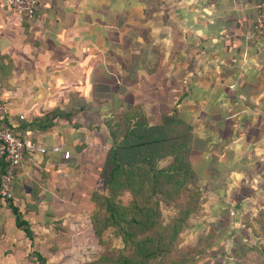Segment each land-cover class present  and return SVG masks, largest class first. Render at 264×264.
<instances>
[{
    "label": "crops",
    "instance_id": "0c3cea01",
    "mask_svg": "<svg viewBox=\"0 0 264 264\" xmlns=\"http://www.w3.org/2000/svg\"><path fill=\"white\" fill-rule=\"evenodd\" d=\"M6 1L0 82L10 124L41 146L62 144L71 153L69 160L27 157L14 184L37 175L56 195L64 175L84 177L98 145L109 148L95 115L104 120L140 103L153 120L151 107L165 93V112L190 126L189 160L214 197L212 210L234 209L232 220L241 221L264 210V33L254 29V0H36L35 15L23 23ZM52 113L73 116H49L45 131L32 127ZM22 122L30 126L20 129ZM13 193L21 210L35 205L31 190ZM18 232L2 201L0 237L16 241Z\"/></svg>",
    "mask_w": 264,
    "mask_h": 264
},
{
    "label": "trees",
    "instance_id": "16d2710c",
    "mask_svg": "<svg viewBox=\"0 0 264 264\" xmlns=\"http://www.w3.org/2000/svg\"><path fill=\"white\" fill-rule=\"evenodd\" d=\"M163 115L159 122H154L140 103L111 112L104 120L95 115L96 127L104 124L110 136L100 180L91 197L94 211L90 223L103 250L96 260L85 264H153L170 254L185 229V223L194 213L189 201L186 206H179L173 222L162 221L160 204L167 206L181 191L192 190L193 199L199 193L196 174L189 160L193 142L190 126L175 112ZM49 116H58L69 122L73 114L52 113L39 123H33L32 127L43 131L50 129L52 122ZM29 126L22 122L18 127ZM11 128L14 135L26 139L15 127ZM6 171L7 165L0 162V181ZM14 180L12 197L0 195V203L3 201L13 211L15 227L32 243L31 224L24 218L27 210L13 204ZM126 195L129 201L124 204L122 198ZM60 220L67 223L71 218L62 217ZM114 240H118L122 247L109 250L108 246ZM33 255L38 260L37 264L45 263V258L37 252ZM172 264L184 262L181 263L175 255Z\"/></svg>",
    "mask_w": 264,
    "mask_h": 264
},
{
    "label": "rangeland",
    "instance_id": "374dc122",
    "mask_svg": "<svg viewBox=\"0 0 264 264\" xmlns=\"http://www.w3.org/2000/svg\"><path fill=\"white\" fill-rule=\"evenodd\" d=\"M165 95L161 93L157 96V104L151 107L155 122L160 121L163 113H166L164 105L168 103V97ZM93 132L101 134L98 129ZM98 148L94 151L96 158L91 162L86 161L90 166L88 171H84L86 175H64L61 189L55 188L58 192L56 195L50 193L47 182L37 178V175H22L16 179L15 190L21 189V193L23 188L24 191L31 190L30 196L35 203L33 208L30 205L26 209L27 214L35 209V213L26 215L33 231V241L31 243L23 232H18L16 241L10 242L8 235L0 237V264H37L34 252L45 258L44 264H85L100 256L103 249L98 245L90 223L94 211L91 197L99 183L106 153L101 146L98 145ZM195 174V187L199 193L194 199L192 190L181 191L167 206L160 204L164 223L173 222L179 206H186L189 201L195 211L185 223V229L175 241L170 254L155 260L153 264H172L175 255L184 264H264V210L244 212L242 221L240 217L239 220H232L233 216L229 213H235L234 209L212 210L214 197L204 192L206 183ZM128 201V195L122 198L124 204ZM62 217H70L71 220L63 223L60 220ZM108 247L109 250L119 249L122 244L114 240Z\"/></svg>",
    "mask_w": 264,
    "mask_h": 264
},
{
    "label": "built area",
    "instance_id": "2783aa9c",
    "mask_svg": "<svg viewBox=\"0 0 264 264\" xmlns=\"http://www.w3.org/2000/svg\"><path fill=\"white\" fill-rule=\"evenodd\" d=\"M6 6L16 15L18 21L23 23L35 15L37 1L7 0ZM254 9L256 11L254 29L262 35L264 33V0H254ZM3 91L0 82V162L7 165L6 173L1 176L0 195L11 198L14 177L23 168L26 154L29 156L60 155L63 160H69L71 153L62 144L47 148L31 138L23 140L14 135L10 124L11 109ZM19 119L23 120L24 116L19 115Z\"/></svg>",
    "mask_w": 264,
    "mask_h": 264
}]
</instances>
